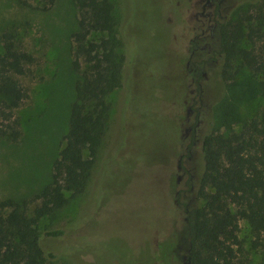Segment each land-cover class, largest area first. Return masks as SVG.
<instances>
[{"label": "rangeland", "instance_id": "374dc122", "mask_svg": "<svg viewBox=\"0 0 264 264\" xmlns=\"http://www.w3.org/2000/svg\"><path fill=\"white\" fill-rule=\"evenodd\" d=\"M248 1L224 0L223 14L235 20ZM197 2L117 0L118 35L126 61L121 86L108 96L112 109L107 131L84 191L40 222L41 231H64L62 237H44L48 250L59 254V262L166 264L157 252L173 232L180 231L183 211L177 209L156 227L152 216L156 171L144 178L145 191L141 178L129 177L128 171L174 156L175 165L164 181L174 199L185 189L186 177L201 169L207 133L239 130L264 114L260 76L247 66L236 72L235 63L223 75L220 62L214 68L208 66L201 79L211 99L201 107L195 134L187 131L197 122L194 108L191 120L186 121L188 108L192 102L197 106L200 99L196 75L187 67L188 38L195 29L194 13L188 16L187 12ZM78 11L72 0H56L49 10L39 9L36 0H0V52L1 36L10 30L17 46L34 55L30 71L20 76L29 96L13 114L20 136L12 139L0 134V202L7 198L25 201L30 214L40 203L37 193L51 181L76 99L72 35ZM0 122H8L2 114ZM239 235L243 241L240 256L248 264H264V245L253 246L245 220ZM66 239L70 252L62 253ZM169 255L172 264L184 263L187 256Z\"/></svg>", "mask_w": 264, "mask_h": 264}, {"label": "trees", "instance_id": "16d2710c", "mask_svg": "<svg viewBox=\"0 0 264 264\" xmlns=\"http://www.w3.org/2000/svg\"><path fill=\"white\" fill-rule=\"evenodd\" d=\"M36 1L42 10H49L56 2ZM72 1L79 11L72 35L76 99L68 132L53 163L51 181L37 193L40 203L32 213H28L25 201L7 198L0 202V264H70L59 262V254L44 244V237H62L63 229L41 231L40 222L84 191L109 125L112 105L108 96L122 84L126 56L118 35L117 0ZM245 5L240 17L219 22L218 42L213 43L210 53H219L223 75L234 63L238 66L236 72L247 66L256 77L259 75V91L264 96V0H250ZM1 38L0 114L8 122H0V134L17 139L21 132L13 114L29 96L20 76L30 71L34 55L17 46L12 31L3 32ZM206 53L200 50L194 57L199 70L194 72L196 77H200ZM196 86L203 91L199 82ZM202 94L197 106L191 104L197 116L211 99L208 91ZM167 157L163 163L128 171L129 177L135 174L141 178L144 191V178L156 171V191L152 194L156 227L177 209L183 211L180 231L173 232L157 254H163L161 259L166 264H172L169 254H186L182 264H248L240 256L242 220L254 237L253 246L264 245V114L239 130L207 133L203 139V165L197 174L186 177L185 189L179 190L174 199L164 181L175 165V157ZM161 168L166 171L161 173ZM66 240L62 253L70 252Z\"/></svg>", "mask_w": 264, "mask_h": 264}, {"label": "flooded vegetation", "instance_id": "af4514ba", "mask_svg": "<svg viewBox=\"0 0 264 264\" xmlns=\"http://www.w3.org/2000/svg\"><path fill=\"white\" fill-rule=\"evenodd\" d=\"M163 1V0H162ZM203 1V2H202ZM224 0H198L197 4L191 7H188V16L191 13H194L193 20H191V23L195 25V29L192 32V36L188 38V51L189 53V60L187 62V67H190V72L196 73L198 72V64H196V60L194 59L196 53L200 50H206L207 53L205 54V63L201 66L200 69V77H193L195 78L201 87H203L201 83V79L206 76L207 74V67L216 66L221 62L219 53H210L213 49V43L218 42V37L216 35V31L218 28V24L220 21L226 19L229 17V15H224L222 11V4ZM190 8V9H189ZM192 10V12L190 11ZM222 63V62H221ZM219 66V65H218ZM215 72L219 70V67L217 69H214ZM194 79V80H195ZM200 79V80H199ZM204 93L201 90L199 92L200 98L204 95ZM208 92L211 95V92L208 90ZM194 110L192 107L188 108V119L186 121L191 120V114H193ZM197 116V122L195 123L194 127L189 126L187 128V131L193 130V133L196 132V126L198 125L200 118ZM182 162V156L179 158V166ZM181 177H178V180H180Z\"/></svg>", "mask_w": 264, "mask_h": 264}]
</instances>
